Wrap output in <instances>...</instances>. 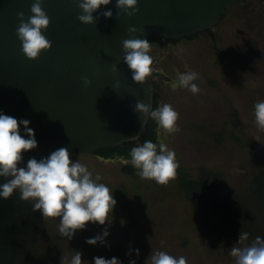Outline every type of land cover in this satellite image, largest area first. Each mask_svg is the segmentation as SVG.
Segmentation results:
<instances>
[{
	"label": "rangeland",
	"instance_id": "rangeland-1",
	"mask_svg": "<svg viewBox=\"0 0 264 264\" xmlns=\"http://www.w3.org/2000/svg\"><path fill=\"white\" fill-rule=\"evenodd\" d=\"M150 43L154 67L160 70L152 79L154 93L160 95V104H171L179 113L180 131L165 139L179 167L193 178L200 169L219 174L223 194L238 196L248 191L259 169L253 155L264 167V133L252 124L254 104L264 100V0H243L227 10L212 34L201 32L177 44L163 39ZM186 66L199 74L194 81L198 95L171 87L177 71H186ZM234 110L239 112L240 126L235 125ZM77 159L93 178L102 177L100 182L113 192L116 205L110 223H89L71 240H63L56 264L77 251L87 264H94V257L146 264L155 250L183 255L188 264H234L228 253L239 239L226 236L212 248L201 232L200 218L177 188V177L167 186H158L127 176L119 158L104 160L88 154ZM26 164L22 161L20 166ZM122 189L127 191L125 198L118 196ZM45 224L46 234L58 233V220ZM105 230L109 235L104 244L85 242Z\"/></svg>",
	"mask_w": 264,
	"mask_h": 264
},
{
	"label": "water",
	"instance_id": "water-1",
	"mask_svg": "<svg viewBox=\"0 0 264 264\" xmlns=\"http://www.w3.org/2000/svg\"><path fill=\"white\" fill-rule=\"evenodd\" d=\"M242 1L138 0L139 12L129 17L117 15L116 0H111L93 14L95 24L84 25L74 0H45L50 26L43 34L52 48L30 61L16 35L17 13L22 11L27 21L34 0H0V113L27 119L37 141L22 161L46 158L61 147L79 157L140 139L148 120L134 105L139 101L153 109L154 89L152 79L135 84L123 62L129 27L137 28L141 39L152 33L166 40L187 38L212 30ZM109 10L113 16L103 17ZM20 133L25 135L23 125Z\"/></svg>",
	"mask_w": 264,
	"mask_h": 264
},
{
	"label": "clouds",
	"instance_id": "clouds-1",
	"mask_svg": "<svg viewBox=\"0 0 264 264\" xmlns=\"http://www.w3.org/2000/svg\"><path fill=\"white\" fill-rule=\"evenodd\" d=\"M45 0H34L31 15L25 21L24 13L18 12L20 21L16 35L21 42V51L30 61L37 60L41 53L52 48V43L43 34L50 26V18L44 11L42 4ZM81 10L78 20L84 25H93L102 6H107L111 0H74ZM117 15L134 16L139 12L138 0H116ZM105 18L113 16L112 11L102 12ZM138 29L129 27L128 34L131 38L122 42L123 62L131 72V78L137 85H144L150 79H155L154 73L160 71L154 67V59L150 55L152 43L147 39L137 38ZM187 69V66H186ZM112 71L117 72L116 65ZM198 73L187 69L177 71L171 87L173 90L186 89L193 95H198L200 89L194 81ZM85 87L91 81L83 80ZM117 82L114 86L119 89ZM134 111L142 114L146 121L151 119L156 124L157 142L146 140L142 144L131 148L130 159L119 158L123 164L131 165L136 170V175L141 180L154 181L158 186H167L177 175L179 164L176 153L165 143V139L179 132L177 121L179 113L171 104L161 103L157 108L137 101ZM145 121V123H146ZM27 119L18 121L16 118L0 113V178L5 182L0 183V198L9 199L19 191V199L32 205L33 212H40L44 222L58 220V233L61 237L71 240L77 231H83L89 223L105 225L110 223L116 205L113 192L101 183L102 177L93 173L79 159L73 161L66 147L53 151L48 157L37 160L31 158L26 166H20L23 154L37 148L34 131L29 127ZM253 127L259 133H264V100L254 104L252 113ZM23 125L25 135L20 133ZM258 140V138L256 139ZM109 235L105 230L94 238L85 242L95 246L104 244ZM69 258L62 256L61 264H87L82 261L80 252H72ZM130 254V253H129ZM229 256L234 264H264V238L256 236L251 241L249 233L241 231L239 243L234 244L229 251ZM137 255L139 251L137 250ZM94 264H121L113 257L105 259L94 257ZM130 264H135L134 261ZM146 264H188L183 255L176 257L163 250L152 251Z\"/></svg>",
	"mask_w": 264,
	"mask_h": 264
},
{
	"label": "trees",
	"instance_id": "trees-1",
	"mask_svg": "<svg viewBox=\"0 0 264 264\" xmlns=\"http://www.w3.org/2000/svg\"><path fill=\"white\" fill-rule=\"evenodd\" d=\"M206 32L212 34V30ZM157 39H164L161 33H152L148 37L149 42ZM164 40L174 44L180 41ZM159 105L160 95L154 93L153 109ZM234 122L236 126L241 125L237 110H234ZM156 127L149 119L140 139L100 149L94 154L104 160L130 159L131 148L146 140L157 142ZM248 147L256 150L253 143ZM71 158L73 161L77 159ZM253 159L258 172L249 190L238 196L220 192L221 176L217 173L200 169L198 177L193 178L184 169H177V188L200 218L201 232L210 240L212 248L226 236L239 239L241 231L249 233L251 240L256 236L264 238V167L255 155ZM122 171L130 178L137 177L131 165L123 166ZM3 182L4 179L0 178V183ZM19 196V191H16L7 200L0 198V264H56L62 250L61 242L67 238L59 233L46 234V224L40 212H33L32 205L21 201ZM118 196L125 198L127 191H118ZM252 220L256 221L254 227L250 225Z\"/></svg>",
	"mask_w": 264,
	"mask_h": 264
},
{
	"label": "flooded vegetation",
	"instance_id": "flooded-vegetation-1",
	"mask_svg": "<svg viewBox=\"0 0 264 264\" xmlns=\"http://www.w3.org/2000/svg\"><path fill=\"white\" fill-rule=\"evenodd\" d=\"M164 40V39H163ZM156 73V72H155ZM155 73L153 75H155Z\"/></svg>",
	"mask_w": 264,
	"mask_h": 264
}]
</instances>
